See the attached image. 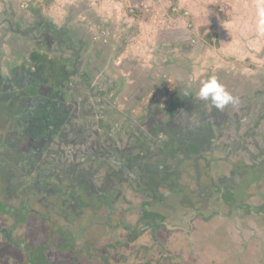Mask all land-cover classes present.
Listing matches in <instances>:
<instances>
[{"label":"flooded vegetation","instance_id":"1","mask_svg":"<svg viewBox=\"0 0 264 264\" xmlns=\"http://www.w3.org/2000/svg\"><path fill=\"white\" fill-rule=\"evenodd\" d=\"M4 8L0 202L10 199L46 216L50 192L67 211L77 208L79 193L110 208L116 195L130 204L128 196L140 192L139 207L146 205L141 216H152L146 225L151 232L164 217L145 200L165 207L170 200L204 222L220 220V242L227 228L236 248L241 239L246 248L262 246L264 80L240 91L232 87L240 102L222 111L198 98L200 85L159 79L148 90L146 77L128 66L121 85L109 68L108 45L85 27H70L68 19L57 26L36 11L27 17L15 13V5ZM33 195L44 211L31 207ZM171 215L179 218L175 208Z\"/></svg>","mask_w":264,"mask_h":264},{"label":"rangeland","instance_id":"2","mask_svg":"<svg viewBox=\"0 0 264 264\" xmlns=\"http://www.w3.org/2000/svg\"><path fill=\"white\" fill-rule=\"evenodd\" d=\"M8 5H15L18 9L15 13L20 12L27 17L34 11L40 12L57 26L68 19L70 27H85L95 41L97 39L99 43L108 45L109 54L111 52L109 68L116 71V79L121 85L129 78L124 76L129 68L146 77L148 90L154 88L159 79L201 86L202 81L214 76L228 91L232 87L240 91L243 86L252 87L264 80V31L259 29L254 13L257 5L256 9L254 4L245 7L244 1L0 0V11ZM137 84L138 87L142 85ZM191 177L194 175L191 174ZM96 183L100 182L96 180ZM78 195L90 205L83 210L84 214L76 219V223L87 228L84 239L93 241V249H102L119 238H128L130 233L122 228L128 226L140 234L135 243L121 250L135 249L137 255L144 254L138 258L143 264L147 261L148 264H264V243L258 249L251 244L250 248H246L245 240L241 239L236 248L233 244L236 238L227 228L220 242L217 237L219 229H222L220 220L209 217L204 222L194 217L192 209H179L170 200H164L168 207L145 200L151 211L164 217L163 224L152 234L146 227L150 220L144 223L141 219L146 205L139 207L143 200L140 192L128 196L130 204L119 203L113 193L115 198L111 203L109 201L110 208L99 203L94 195ZM38 198L39 195H33L30 204L33 209L42 212L44 210L36 201ZM193 198L194 195H190V199ZM54 201V195L48 193V214L61 224L57 213L65 209L57 203L51 206ZM8 202L11 200L8 199ZM213 207L216 210L218 204ZM173 208L179 218L171 215ZM182 217L185 222H181ZM11 223L8 215L0 213V229L7 228ZM165 224L170 226L167 228ZM177 225L187 230L172 228ZM47 231L48 222L30 215L13 234L29 245H41L46 242ZM241 243L243 247H240ZM45 254L54 264L91 263L81 255H75L71 260L67 252L52 247ZM24 260L23 251L5 242L0 235V264H25ZM92 261L99 263L97 258Z\"/></svg>","mask_w":264,"mask_h":264},{"label":"trees","instance_id":"3","mask_svg":"<svg viewBox=\"0 0 264 264\" xmlns=\"http://www.w3.org/2000/svg\"><path fill=\"white\" fill-rule=\"evenodd\" d=\"M73 186L74 188L72 191L77 187L76 185ZM60 191L65 192L66 189H60ZM75 200L76 205L74 207L77 206V208H70L68 211L67 209H65V211H58V217L62 220L61 224H58L56 221L51 219L49 214L48 216H41L39 214L32 213L28 210L26 204H13L12 201L0 202V213L8 215L12 220L11 225L7 228L0 229L2 239L23 251L25 264H54L48 260L45 254L51 247L58 251L67 252L71 260H74L75 255L87 257L88 260H91L90 264H97L92 261L93 258H97L99 260L98 264H143L141 259L138 258H142L144 254L137 255V250L135 249L134 251L132 250L127 252L121 250L122 248L135 243L138 239L140 232L136 231L133 227H122L130 233L129 235L131 236L128 238H119L115 240L114 244L105 245L102 249H93V241L91 239H84L86 238V234L84 232H86L87 228H83L76 223V219L82 216L81 213H83V210L90 204L89 202H84L80 196H77ZM55 203L60 204L59 200L56 199ZM71 210L72 213H70ZM30 215H35L42 221H47L48 219V231L46 232L47 238L44 244L29 245L27 242L21 238L18 239L13 234L16 227L24 224ZM141 219L145 223L147 219H152V216L145 211ZM154 236L155 235H153V239L156 241V237ZM148 250L149 248L147 251ZM146 263L148 264V261Z\"/></svg>","mask_w":264,"mask_h":264},{"label":"clouds","instance_id":"4","mask_svg":"<svg viewBox=\"0 0 264 264\" xmlns=\"http://www.w3.org/2000/svg\"><path fill=\"white\" fill-rule=\"evenodd\" d=\"M257 15L259 18L258 27L261 31H264V2L257 6ZM189 95L190 93L186 91L185 96ZM196 95L201 101H209L217 111H222L228 106L236 107L240 102L239 97L229 92L214 76L201 82Z\"/></svg>","mask_w":264,"mask_h":264},{"label":"crops","instance_id":"5","mask_svg":"<svg viewBox=\"0 0 264 264\" xmlns=\"http://www.w3.org/2000/svg\"><path fill=\"white\" fill-rule=\"evenodd\" d=\"M240 1H244V4L246 5L245 7H248L250 4H254V9H256V5L258 6V5H260L261 3L260 2H263V0H240ZM248 2H250V4L249 5H247V3ZM258 2V3H257ZM73 9V8H72ZM37 12V11H36ZM255 14H256V16H257V19L259 20V18H258V15H257V10L254 12ZM253 13V14H254ZM231 26V25H230ZM229 26V27H230Z\"/></svg>","mask_w":264,"mask_h":264}]
</instances>
